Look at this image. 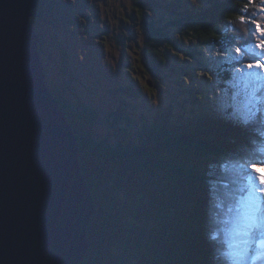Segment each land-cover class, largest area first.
<instances>
[{
  "label": "trees",
  "instance_id": "obj_1",
  "mask_svg": "<svg viewBox=\"0 0 264 264\" xmlns=\"http://www.w3.org/2000/svg\"><path fill=\"white\" fill-rule=\"evenodd\" d=\"M132 3L134 17L143 21L152 35L170 40L164 27L147 21L144 10L151 7L165 10L173 18L167 24L200 45L234 52L241 48L240 57L234 60L237 67L253 59L245 49L255 52L259 42L252 35L251 19L264 26V12L259 10L264 0ZM54 13L55 9L41 0L31 21L43 41L41 29L47 25L52 29L51 38L62 46L55 35ZM242 15L244 22L239 19ZM40 48L43 54V44ZM61 50L67 71L68 62L72 64L65 54L68 46ZM192 51L199 54L197 47ZM140 54L150 75L165 69L166 61L157 49ZM181 69L184 74L190 71L185 66ZM232 70L233 66L225 72L230 76ZM178 82L183 84L180 79ZM48 86L78 135L81 167L97 204L88 230L90 249L81 264H227L231 259L229 235L220 230L227 227L222 222L226 215L220 212L232 208L234 194H244L246 161L251 158L258 162L256 166L264 161V155L257 152L264 142V111L257 113L255 123L245 126L238 115L226 116L212 108L198 87L189 88L181 101L156 110L144 108L138 101L142 87L134 80L117 90L127 101L122 98L119 108L113 110V136L108 131L99 137V112L86 106L74 109L63 100V93L58 95L54 84L48 82ZM73 94L77 96L76 90ZM257 96L264 98V88ZM257 106L264 109V103ZM231 164L234 168L228 169ZM222 185H226L225 193Z\"/></svg>",
  "mask_w": 264,
  "mask_h": 264
},
{
  "label": "water",
  "instance_id": "obj_2",
  "mask_svg": "<svg viewBox=\"0 0 264 264\" xmlns=\"http://www.w3.org/2000/svg\"><path fill=\"white\" fill-rule=\"evenodd\" d=\"M39 4L0 0V264H81L97 204L48 86Z\"/></svg>",
  "mask_w": 264,
  "mask_h": 264
},
{
  "label": "rangeland",
  "instance_id": "obj_3",
  "mask_svg": "<svg viewBox=\"0 0 264 264\" xmlns=\"http://www.w3.org/2000/svg\"><path fill=\"white\" fill-rule=\"evenodd\" d=\"M193 1L200 3L202 0ZM65 2H68L67 6H55L53 18L54 23H59L60 31H62V33H59L62 46L57 44L56 39L51 38L52 29L50 27L46 25L45 28L41 29L44 37V41L41 37V44H43L44 49L42 58L45 63L47 79L49 83L56 86L58 95H60L59 93L64 94L63 100L70 103L74 109H78L79 106H86L88 109L94 108L99 112L100 119L97 125L99 137L108 133V131L110 136H113L111 133L113 110L116 107L119 108L123 98L121 94L117 93V90L126 88L134 80L142 87L138 101L144 108L156 110L172 102L181 101L189 88L198 87L204 101L208 100L212 108L224 113L226 116L230 114L239 116L236 109L241 108L244 93L241 90L242 84L235 87L238 77L234 75V69L238 67L234 62L237 59L234 50H228L222 46L200 45L194 38L181 35L178 30H173L167 24L172 22L173 18L165 10L151 7L144 10L147 21H153L154 26L157 28L164 27V32L167 33L170 40L165 36L152 35L143 21L138 17L131 18L133 14L132 0H65ZM85 7L91 12V16L88 15L86 23L80 17V13L85 10ZM71 14L74 15V25L72 24L73 21H70ZM97 16H101L106 24L94 25L101 26L99 31L93 32L90 28V34L94 37V40L93 37L90 40L87 35L83 37L82 32H85L88 23L93 24V20H97ZM122 17L124 18L122 28L123 46L121 45L117 51L114 41H109L107 38L101 40L100 38L102 34H106L104 31L106 26L109 27V35L112 36L116 24ZM92 41L99 43L101 60L99 63L93 64L92 62V64H89L83 60L82 44L84 42L87 45ZM63 46H68V52L64 53L70 56L73 64L68 62L70 67L67 68V71H64L62 59L61 49ZM196 47L199 54L192 51V48ZM152 48L157 49L166 61L165 69L154 75H150L145 70L144 56L140 54L141 51ZM254 51L264 55L256 48ZM142 58L143 62L141 61ZM134 64H136V69H134ZM181 66L190 68V71L184 74ZM232 66L233 72L228 76L225 70ZM125 69H128L132 74ZM257 75H259L261 82H264V73L257 70ZM178 79L183 81L182 85L178 82ZM74 90H76L77 96L73 94ZM236 92H240V96L234 101L232 97ZM123 99L127 101L125 98ZM132 102L137 103L134 102V99ZM111 141L113 140L111 139ZM259 145H264V142ZM257 152L264 155V149L258 147ZM233 168V164L228 167V169ZM259 168L264 169V167L258 164L256 168L257 173L264 176V171L259 170ZM222 186L225 193L224 186L226 185ZM240 208H236L234 215H230L223 220L229 230L237 229L239 226ZM222 211L225 215L227 214V210ZM239 228L236 234L239 232ZM263 228L264 216L260 226L253 232L256 240L254 243L248 241L247 246H244L241 241L248 240L249 237L239 236L236 240H233L232 235L228 232V239L233 240L229 247L232 258L238 259L239 254L248 247L249 251L244 257L243 264H253L254 260L255 264H264V257L257 255L260 246L256 243V241L264 239L263 235L259 237V234H257V231H261ZM220 230L225 233V230ZM224 260L225 257L219 262Z\"/></svg>",
  "mask_w": 264,
  "mask_h": 264
},
{
  "label": "snow or ice",
  "instance_id": "obj_4",
  "mask_svg": "<svg viewBox=\"0 0 264 264\" xmlns=\"http://www.w3.org/2000/svg\"><path fill=\"white\" fill-rule=\"evenodd\" d=\"M251 2V0H249ZM260 12H264V3L260 7ZM240 21H245V16H240ZM250 19V18H249ZM251 24L254 25L255 31L252 33L254 38L259 39V42L255 44V48L264 53V26H262L259 20L251 19ZM258 34V36H257ZM249 51L253 57L249 62L242 63L240 67L234 69V75L238 77L235 87H239L242 84V91L244 93L243 103L241 108L236 109L239 113V122L245 126L255 123L256 115L258 112L264 111L257 107V104L264 103V98L257 96V93L261 88H264V82H261L257 70L260 73H264V56H257L255 52ZM237 58L241 55V48L235 49ZM240 96V92L233 94L232 99L235 101ZM255 109V111H254ZM264 124V121L261 122ZM255 146V142H254ZM260 149H264V145L258 146ZM258 162L249 158L246 161L247 173L244 176L245 185L241 188V191L245 193V196L241 199V224L238 235L242 237H252L253 232L260 226L261 217L260 212L264 209V176H260L256 171V164ZM260 165L264 167V161H259ZM244 167V165H241ZM247 245L248 240L241 241ZM256 243L264 249V239L256 241ZM249 248L246 247L242 253H240L238 259H228L227 264H243L244 257L246 256ZM261 257H264V251L260 253ZM255 264V260L253 261Z\"/></svg>",
  "mask_w": 264,
  "mask_h": 264
},
{
  "label": "flooded vegetation",
  "instance_id": "obj_5",
  "mask_svg": "<svg viewBox=\"0 0 264 264\" xmlns=\"http://www.w3.org/2000/svg\"><path fill=\"white\" fill-rule=\"evenodd\" d=\"M41 3V1H40ZM46 4L48 7H51L52 9H55L56 5H60V6H67L68 2H65V0H46ZM70 12H72L70 10ZM82 14V16H81ZM88 15L89 17L91 16V12L89 11V9H87V7H85V10L83 12L80 13V17L82 18L83 22L86 23L88 20ZM131 18H134V10H133V14L131 15ZM123 17L119 20V22L116 24L113 32H112V36L109 35V27L106 26V29H104V31L106 32V34H102L101 36L105 35L107 39H109V41H114L115 44V48L118 51L119 47L122 45V28H123ZM70 21L72 22V24L74 23V15L71 14L70 17ZM90 22V21H89ZM100 23L102 24H106L103 20V18L101 16H97V20H93V24L88 23V26L85 29V32H82V36L84 37L85 35H87L89 37V39L91 40V38L93 37L90 34V28L92 31V26L94 25H99ZM54 26L56 27V36L57 38L59 37L58 35V30H60V26L58 22L53 21ZM74 25V24H73ZM101 29V26H95V30L99 31ZM66 33V31H65ZM79 37V36H78ZM104 38V37H103ZM59 39V38H58ZM94 40V37H93ZM104 40V39H103ZM99 43H97L96 41L93 42H89L87 45L83 42L82 44V51H83V60H85L87 63L89 64H93L94 63H99L101 60V56H100V52H99V48H98ZM97 52V55H94V53ZM99 65V64H98Z\"/></svg>",
  "mask_w": 264,
  "mask_h": 264
},
{
  "label": "clouds",
  "instance_id": "obj_6",
  "mask_svg": "<svg viewBox=\"0 0 264 264\" xmlns=\"http://www.w3.org/2000/svg\"><path fill=\"white\" fill-rule=\"evenodd\" d=\"M41 1V0H40ZM40 5V4H39ZM39 7V6H38ZM38 9V8H37ZM56 29V28H55ZM56 32H57V30L55 31V34H56ZM62 33V31H60V30H58V34L59 33ZM63 36H64V34H62ZM59 37V41H61V39H60V35H58ZM42 41V40H41ZM41 44V43H40ZM40 50H41V48H40ZM44 61V60H43ZM47 73V72H46ZM47 81H48V79H47ZM69 118V117H68ZM72 124V123H71ZM75 131V130H74ZM78 136V135H77ZM81 147V146H80ZM256 168H257V166H256ZM259 170H262V171H264V169L263 168H259ZM245 196V193L244 194H240V193H236V194H234V196L232 197L233 198V200L230 202V204H231V206H232V208H229L228 210H227V214H226V217H228V216H230V215H234L235 213H234V210L236 209V208H239V207H241V204H240V202H239V200H241L243 197ZM241 209V208H240ZM219 212V211H218ZM220 213H222V214H225L223 211H221ZM240 215H241V213H240ZM226 217L224 218V220L226 219ZM240 221H241V219H240V217H239V226H240ZM223 222V221H222ZM239 226L237 227V229H233V230H229V229H227V227H225L223 230H225V235H227L228 234V232H230V234L232 235V237H233V240H236V238H237V234H236V231H238V228H239ZM224 232V231H223ZM235 234H236V236H235ZM235 236V237H234ZM233 240H229L228 239V246H227V248H229L230 247V243L231 242H233ZM230 251L231 250H228V252H229V255H230V258L231 259H233L232 258V256H231V253H230Z\"/></svg>",
  "mask_w": 264,
  "mask_h": 264
},
{
  "label": "bare ground",
  "instance_id": "obj_7",
  "mask_svg": "<svg viewBox=\"0 0 264 264\" xmlns=\"http://www.w3.org/2000/svg\"><path fill=\"white\" fill-rule=\"evenodd\" d=\"M261 211H262V210H261ZM263 216H264V210L262 211V213H260L261 220H262ZM239 230H240V228H239ZM257 234H259V237H260L261 235L264 236V228H263L261 231H257ZM239 236H240V235H238V233H237V238H238ZM255 240H256V238H255V236H253V235H252V237H249V238H248V241H249L250 243H254ZM247 245H248V244H247ZM247 245L244 244V246H247ZM230 250H231V249H230ZM262 251H264V249H262V248L260 247L259 250H258V252H257V255H260V253H261ZM239 255H240V254H239ZM257 261H258V260H257Z\"/></svg>",
  "mask_w": 264,
  "mask_h": 264
}]
</instances>
